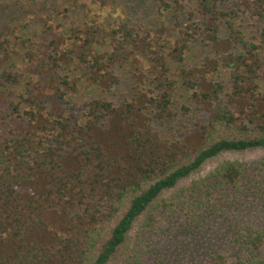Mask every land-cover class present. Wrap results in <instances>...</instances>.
<instances>
[{"label": "trees", "instance_id": "16d2710c", "mask_svg": "<svg viewBox=\"0 0 264 264\" xmlns=\"http://www.w3.org/2000/svg\"><path fill=\"white\" fill-rule=\"evenodd\" d=\"M67 1L41 47L0 35L23 61L0 69V264H264V156L229 159L264 153V0H152L163 37L104 24L112 0ZM125 68L129 97L73 99Z\"/></svg>", "mask_w": 264, "mask_h": 264}, {"label": "rangeland", "instance_id": "374dc122", "mask_svg": "<svg viewBox=\"0 0 264 264\" xmlns=\"http://www.w3.org/2000/svg\"><path fill=\"white\" fill-rule=\"evenodd\" d=\"M18 5L17 0H0V35L3 36L4 32L8 31L7 38L13 40V42L20 40L25 43L26 49H35L36 47H41L42 43H45L42 40V26L38 22L39 17L45 16V18L49 19V23L54 24V14L64 8L67 9L69 3L67 0H47L41 6L34 4L30 9L35 12V16L24 14ZM110 7L111 9L108 10L107 18L105 19L104 15L101 17L104 24H111L113 21H119L121 19L122 21L133 23L137 27L140 26L142 29H148L150 34L160 37L167 35L172 28V20L168 15L159 16L152 0H112ZM72 9L73 10H69L67 14L68 23L72 22L75 25H79L86 21V12L84 13L77 8ZM237 23L244 26V30L248 37L255 34L259 29L257 22L249 20L247 17L239 20L237 19ZM191 53V56H200L197 50H193ZM2 58H5V60L2 61ZM0 59L2 61L0 69L7 68L9 70H19L23 67L22 52L19 48H15V53L10 54L8 57H4L0 53ZM197 60L199 59L189 57L187 64L199 63ZM224 73L225 72L222 71L220 75H223ZM117 74L120 77V84L117 87H114L111 93L94 89L85 83H80L78 92L73 99L82 103L83 101H87L94 97H102L118 103L124 98V96L129 97L132 95V92H130L131 86L129 82L128 68L118 69ZM178 87L179 89L177 90V95L175 96L174 101L175 107L180 109L182 105L189 106L190 104L186 98L187 95H189L188 92L180 88V86ZM260 87L261 91L264 92V79L260 81ZM187 121L188 120H186V122ZM183 124H185V122H178L174 128L177 129V125H182V127L185 126ZM171 127L172 126L170 125L165 127V129L168 128V131H166L168 134L171 133ZM263 156L264 153H248L244 155L229 156V159H237L238 161H244L247 164H251L257 162ZM226 158L228 159V157ZM223 159H225V157H223ZM134 233L135 230L132 235ZM153 259L154 258L152 257V260ZM166 260L169 262V258L166 257ZM111 264H115V262Z\"/></svg>", "mask_w": 264, "mask_h": 264}]
</instances>
